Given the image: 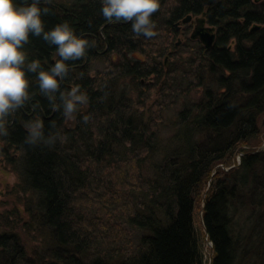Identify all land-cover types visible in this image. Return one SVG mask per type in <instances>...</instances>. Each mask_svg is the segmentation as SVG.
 <instances>
[{
    "label": "trees",
    "instance_id": "16d2710c",
    "mask_svg": "<svg viewBox=\"0 0 264 264\" xmlns=\"http://www.w3.org/2000/svg\"><path fill=\"white\" fill-rule=\"evenodd\" d=\"M39 4L48 9L46 29L67 20L91 47L66 61L68 72L51 94L29 72L28 99L5 117L0 151L28 194L26 225L42 234L43 247L31 255L18 232L3 230L0 264H206L203 241L212 244L209 264H242L248 245L236 232L233 202L251 182L262 190L254 171L264 168V152L245 153L238 163L235 149L264 121V2L161 0L151 37L137 34L130 20L105 17L102 0ZM204 11L214 42L205 48L189 40L193 55L181 62L170 52L175 24ZM255 23L260 27L251 29ZM56 47L31 35L26 63L39 58L49 68L59 58ZM97 60L102 69L93 68ZM150 78L163 95L158 104L165 95L182 97L168 137L123 84L146 89L142 79ZM77 85L87 100L67 114L61 93ZM35 120L43 121V136L29 141L26 124ZM231 154L235 163L226 170Z\"/></svg>",
    "mask_w": 264,
    "mask_h": 264
},
{
    "label": "clouds",
    "instance_id": "9594fccd",
    "mask_svg": "<svg viewBox=\"0 0 264 264\" xmlns=\"http://www.w3.org/2000/svg\"><path fill=\"white\" fill-rule=\"evenodd\" d=\"M160 2L161 0H102V13L109 20H130L137 34L151 37L155 34L152 14L159 9ZM47 11V8H41L39 0L23 4H18L17 0H0V130L5 132L4 118L23 105L29 97V72L36 73L40 88L51 94L59 89L61 78L68 72L69 65L66 61L82 57L91 47L89 39L77 34L67 20L46 29L43 13ZM41 34L46 41L57 46L59 54V58L47 69L42 67L39 58L26 63L24 44L31 35ZM61 96L67 114L77 109L78 102L84 103L87 100L86 94L79 91V85L66 94L61 93ZM26 127L29 130V141L43 136L42 120L32 121Z\"/></svg>",
    "mask_w": 264,
    "mask_h": 264
},
{
    "label": "rangeland",
    "instance_id": "374dc122",
    "mask_svg": "<svg viewBox=\"0 0 264 264\" xmlns=\"http://www.w3.org/2000/svg\"><path fill=\"white\" fill-rule=\"evenodd\" d=\"M60 1L70 2L71 0ZM260 2H264V0L256 1V3ZM206 24L209 25L207 22ZM178 25L180 28L176 30L174 47L170 52L171 54L176 53V55L180 57L181 62H183L189 56L193 55L194 52L189 48L190 43L194 42L189 41L194 40L189 36L193 27L182 22H179ZM176 55H173V57ZM163 64H166V62L163 61ZM93 68L102 69V62L97 60L94 63ZM93 73L94 72L91 74ZM127 79L130 80V78ZM154 79L155 78H150L148 81L147 79H142L141 84H147L148 86L146 89L144 88L140 90L137 88L138 86L135 81L129 82L128 80H124L123 84L128 86V96L133 99L132 101L134 102L135 107L142 110L146 116H152L153 120L151 122H154V124L160 128V135L164 138L171 134V130L174 125L173 123L175 122L174 112L177 108L181 107L182 97L175 98L174 101H172L170 96L165 95L164 99L160 102V104H158L163 95H158L157 86L159 83L156 82L157 84H155ZM138 80L139 79H137V81ZM200 93L201 88L193 89L188 92L187 97L188 99H194ZM147 96H149L148 99ZM27 115L30 116L31 113H27ZM5 121L8 122L7 118H5ZM257 129L258 131L256 136L246 141H240L238 144L239 147L235 149V151L238 149L240 150L237 157H235L238 163L241 162L242 155L245 153L264 152V121L262 118H260L258 122ZM2 145L3 144L0 143V147ZM2 147L5 146L3 145ZM9 153L14 152L10 150ZM232 154L224 160L226 164H231L230 166H234L235 163V160L233 163ZM222 167L224 169L229 168V166L225 167L223 165ZM254 174L259 180L258 183L261 182V184H263L262 190L257 186L256 182H251V184H247L246 187L242 188L241 192L237 196L236 202H233L236 207H234L232 220L236 225V232L243 236V244L248 245V253L242 264H264V228L262 227V222L260 220L264 217L263 165L257 167ZM231 177L229 179H231ZM27 198L28 194L21 191L19 179L13 169V166L5 159L0 151V232L3 230H14L18 232L26 250L32 255L43 247V239L40 232L33 230L31 227L26 225V222L28 221V213L25 210L24 205L27 202ZM198 216H202L201 210H198ZM258 228L261 233L260 236H256V230ZM211 246V242L203 241V259L206 264L210 263L212 256Z\"/></svg>",
    "mask_w": 264,
    "mask_h": 264
},
{
    "label": "water",
    "instance_id": "95a60500",
    "mask_svg": "<svg viewBox=\"0 0 264 264\" xmlns=\"http://www.w3.org/2000/svg\"><path fill=\"white\" fill-rule=\"evenodd\" d=\"M214 1L216 0H202L205 6H210V4L213 3ZM205 15H206L205 11L202 12L200 15H196V16H193L192 14H187L181 19V22L187 23L191 20L192 22L195 21L196 25L189 35L190 38L198 39L205 48H210L215 39V27L206 24ZM175 25H178V22ZM257 28H259L258 24H254V26L252 27V29H257ZM232 167L233 166H230L229 168H226V170Z\"/></svg>",
    "mask_w": 264,
    "mask_h": 264
},
{
    "label": "flooded vegetation",
    "instance_id": "af4514ba",
    "mask_svg": "<svg viewBox=\"0 0 264 264\" xmlns=\"http://www.w3.org/2000/svg\"><path fill=\"white\" fill-rule=\"evenodd\" d=\"M255 1V0H254ZM256 2V1H255ZM212 4V3H211ZM179 22H181V20L179 21ZM178 22V23H179ZM183 23V22H182ZM185 24H187L188 26H192L193 28L195 27V25H196V22L195 21H193L192 22V20L191 21H189V22H187V23H185ZM259 25V24H258ZM213 26V25H212ZM254 26V25H253ZM252 26V27H253ZM175 27H176V30L177 29H179L180 28V26L179 25H175ZM260 27V26H259ZM252 29V28H251ZM258 29V28H257ZM193 30V29H192ZM192 32V31H191ZM198 40V39H197Z\"/></svg>",
    "mask_w": 264,
    "mask_h": 264
}]
</instances>
